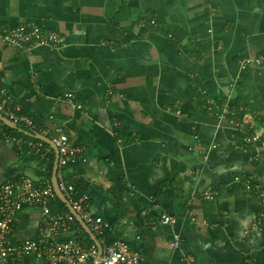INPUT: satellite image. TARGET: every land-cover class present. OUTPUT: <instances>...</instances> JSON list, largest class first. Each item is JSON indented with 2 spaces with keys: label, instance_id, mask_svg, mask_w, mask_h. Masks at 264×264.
<instances>
[{
  "label": "crops",
  "instance_id": "obj_1",
  "mask_svg": "<svg viewBox=\"0 0 264 264\" xmlns=\"http://www.w3.org/2000/svg\"><path fill=\"white\" fill-rule=\"evenodd\" d=\"M31 23L66 45L30 55L1 45L0 86L46 137L60 130L80 150L85 161L63 175L109 237L140 249L138 264H264V145L247 140L264 141V64L240 66L264 57V0H0V28ZM224 104L247 108L245 129L208 111ZM39 167L24 144L0 139V184H41ZM40 214L25 208L14 237L36 238ZM60 238L87 242L73 227Z\"/></svg>",
  "mask_w": 264,
  "mask_h": 264
},
{
  "label": "built area",
  "instance_id": "obj_2",
  "mask_svg": "<svg viewBox=\"0 0 264 264\" xmlns=\"http://www.w3.org/2000/svg\"><path fill=\"white\" fill-rule=\"evenodd\" d=\"M150 23L155 24V21L151 20ZM1 45L30 55L35 47L45 46L58 49L64 47L66 43L60 33L45 30L40 25L31 23L8 29L0 28ZM252 64L261 66L264 64V57L240 61L242 68ZM64 102L78 109L81 108V104L75 103L69 96H65ZM208 111L219 120H226L235 128L243 130L248 125L245 118L247 108L244 106L233 109L227 104L220 108L209 105ZM0 114L22 129L46 135L39 131L32 118L20 113L11 96L1 86ZM50 138L59 153L56 174L59 188L73 210L86 223L102 246L98 264H138L143 259L141 250L134 249L121 240L109 241L108 224L102 217L95 214L89 195L86 192H78L75 185L64 177L63 169L85 161L80 150L75 148L69 137L60 130ZM0 139L6 144H26L28 152L39 159V168L45 175V180L41 184L25 175H19L13 180L0 184V264H19L21 259L27 255L42 259L47 264H93L98 253L93 242L60 238L61 230L72 227L78 230L79 227L75 216L69 210L52 212L51 207L57 201V196L51 181L46 177L50 162L49 149L44 148L39 141L25 140L19 135L7 134L2 126H0ZM247 140L251 144L264 145V141L260 140L255 133H251ZM243 185L246 190L251 188V182L244 181ZM204 194L208 195L209 192L206 191ZM190 205L191 202L188 200L184 215L193 222L196 218ZM27 207L40 209L38 235L36 238L16 239L14 237L16 221L19 214ZM263 215V212H260L259 218ZM159 222L162 225H168L174 222V218L163 214ZM169 246L175 249L180 246L179 235L175 234L174 238L169 241Z\"/></svg>",
  "mask_w": 264,
  "mask_h": 264
},
{
  "label": "water",
  "instance_id": "obj_3",
  "mask_svg": "<svg viewBox=\"0 0 264 264\" xmlns=\"http://www.w3.org/2000/svg\"><path fill=\"white\" fill-rule=\"evenodd\" d=\"M0 122H2L5 126H7L8 128H10L12 130L18 131V132H20V133H22L28 137L38 139V140L46 143L47 145H49L53 149V151L55 153V159H54L53 167H52L51 183H52L54 192H55L57 198L66 206V208L70 211V213L75 216L76 221L81 225L82 229L88 235L90 240L96 245V247L98 249V253H97V256H96L93 264H98L101 253H102V246H101L99 240L93 234V232L90 230V228L86 225V223L81 219V217L73 210L72 206L67 201L63 192L59 188L58 180H57V176H56L57 170H58L59 153H58V149H57L56 145L54 144V142L51 140V138L46 137L45 135H42L40 133H33V132L27 131L25 129H22L16 123H14L13 121H10L7 118L3 117L1 114H0Z\"/></svg>",
  "mask_w": 264,
  "mask_h": 264
},
{
  "label": "trees",
  "instance_id": "obj_4",
  "mask_svg": "<svg viewBox=\"0 0 264 264\" xmlns=\"http://www.w3.org/2000/svg\"><path fill=\"white\" fill-rule=\"evenodd\" d=\"M3 128H4V131H6L7 133H12V134H15V135H19L21 136L23 139L25 140H33V141H39L41 142L45 147H48L49 148V145H47L46 143L38 140V139H34V138H31V137H28L18 131H15V130H12L10 128H8L7 126L3 125ZM24 144V143H23ZM26 146V144H24ZM27 146H26V150H27ZM50 157V162H49V166H48V174H46V177L49 179V181H51V176H52V167H53V153L49 156ZM73 184L75 185V188L77 189L78 192H81V189H79V186L77 184H75L73 182ZM57 201L65 208V205L57 198ZM66 209V208H65ZM78 227H79V230L82 232L83 236H84V240H86L88 243H92V241L90 240V238L88 237V235L84 232V230L81 228V226L77 223ZM108 240L111 241L113 239H111L108 235Z\"/></svg>",
  "mask_w": 264,
  "mask_h": 264
}]
</instances>
